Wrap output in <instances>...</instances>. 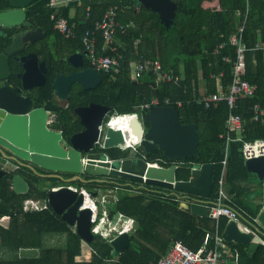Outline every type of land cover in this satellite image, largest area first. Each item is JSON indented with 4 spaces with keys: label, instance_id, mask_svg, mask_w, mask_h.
Listing matches in <instances>:
<instances>
[{
    "label": "trees",
    "instance_id": "1",
    "mask_svg": "<svg viewBox=\"0 0 264 264\" xmlns=\"http://www.w3.org/2000/svg\"><path fill=\"white\" fill-rule=\"evenodd\" d=\"M47 1L34 0L27 11L32 25L44 32L38 52L50 66L59 57L84 48L81 38L85 29L101 17L109 6L117 4L125 7L117 18L124 23L131 21L133 26L126 32L117 30L115 33L116 44L123 58L113 75L102 72L95 96L120 114L137 112L140 104L153 97L160 100V105H163L165 98H169L170 103L178 109L180 122L196 123L199 135V155L175 159L181 162L176 169V179H188L191 166L212 163V190L208 197L191 195L186 198L173 188L120 177H115L111 184L105 180H94L91 176H85L84 181L77 179L74 186L84 187L92 197L99 189L113 188L115 198H110L105 204L109 217L113 219L120 212L134 220L128 247L121 254L113 256L111 246L104 238L93 235L89 243L84 242L49 205L40 210H23L25 198L46 200V189L35 186L32 180L28 192L17 194L5 181L0 183V217L8 216L9 222L6 226L0 224V264H155L175 240H180L193 250L201 245L204 233L214 231L215 220L209 214L198 216L191 213L188 205L192 201L211 202L216 198L225 145V138L220 134L225 131L224 123L229 109L226 101L206 108L195 98L203 92L226 89L232 81L235 47L226 43L217 51L215 49L222 41L227 42L228 37L236 31L239 19L235 11L244 12L246 9L243 30V40L247 46L244 52V78L255 84L256 90L251 97L238 99L232 110L241 117L242 130L238 134H231L233 138L240 136V140H230L228 143L224 185L230 197L226 203L238 211L244 222H253L262 208V182L247 171L241 146L243 140L264 138L263 126L251 120L253 104L258 103L264 108V50L253 48L257 41H264V0H219V9L204 7L203 0H175V17L169 27L160 22L157 13L143 5L136 9V0H84L82 6L76 8L74 16L69 15V7L61 8L58 13L75 23L73 37H65L53 28L54 20L50 18L52 9ZM87 5L91 8L89 16L86 15ZM13 32L14 28H7L6 35L0 36V48L9 43ZM48 39L50 42H47ZM102 43L103 38L98 35L97 54L101 53ZM223 56L229 60H223ZM141 58H157L162 69L179 74L181 80L179 83L157 82L151 71L131 78L130 64ZM88 60L91 62L90 58ZM221 72L218 79L211 77V74ZM52 77L49 76L50 79ZM51 92L49 80L43 89L45 98H50ZM179 100L182 103L177 106L176 101ZM146 111L143 110V114ZM71 132L70 127L63 130L66 140ZM112 151L118 158L128 155L120 150ZM143 154L148 161H170L160 150ZM184 164H189V167ZM46 179L50 181L48 187L58 183L54 177ZM101 211L99 205L98 215H101ZM226 222V217L218 219L219 231ZM229 244L238 249L239 264H264V243ZM85 247L90 248L88 260L79 258ZM30 249L39 252L31 256L21 253Z\"/></svg>",
    "mask_w": 264,
    "mask_h": 264
},
{
    "label": "water",
    "instance_id": "2",
    "mask_svg": "<svg viewBox=\"0 0 264 264\" xmlns=\"http://www.w3.org/2000/svg\"><path fill=\"white\" fill-rule=\"evenodd\" d=\"M34 0H9L14 9L0 11V26L12 28L22 23L25 14L22 10ZM145 8L157 13L159 20L164 26L169 27L173 23L176 10L175 0H136ZM77 0L68 3V7H76ZM27 28L13 33L10 36L9 44L0 53V70L3 67V60L13 56L26 43H33L44 37L40 27H31L29 21L24 22ZM87 54V52H86ZM82 52L75 51L67 59L72 64L71 58L80 56ZM30 58V63L28 62ZM20 64L22 71L16 74L24 89L36 84L30 83L34 77L40 78L44 83V69L38 65L35 54H27L14 57ZM87 79L92 82L85 84L82 77H76L73 73L69 75L57 74L52 82L53 94L60 97L61 90H67L73 82L80 84L82 88L94 87L99 81L101 73L93 67L86 69ZM62 81V85L60 82ZM62 86V87H61ZM17 99H15V102ZM20 101V100H19ZM98 116H102L105 107L100 104H93ZM80 122L84 129L73 133L68 141V147L60 143L61 134L46 126V111L42 108L28 111L25 107H15L8 112L11 115L0 116V147L7 149L13 159L20 164H30L42 167L50 171L62 173H73L76 179L85 180V176H91L94 180H105L108 176L120 177L129 181L146 183L160 187L176 189L188 198L191 195L208 197L212 187L213 164L203 163L191 167L188 179H176V167L170 165L167 168L148 165L143 153L160 150L162 155L170 160L183 159L188 156H198L199 135L197 124L181 123L178 109L173 105H154L147 109L141 118L132 115L126 118L129 129H114L111 127L102 128L100 131L97 124L91 127L84 117V113L76 109ZM103 141L105 147H112L118 144L129 143L140 148L139 156L127 155L122 159L107 160L105 156L89 153L92 143L97 136ZM247 171L256 176L262 182V208L257 215L259 233L264 228V155L253 156L244 160ZM189 167V164H184ZM4 173V172H3ZM105 178V179H102ZM71 179H63L69 182ZM10 184L15 193H23L26 190V182L14 174ZM47 202L52 210L71 226L77 235L86 243L93 239L91 231L92 211L89 207H81L83 196L72 189L70 185L63 184L56 189H49ZM191 213L198 216L208 214V208L204 201H192L188 205ZM221 235L228 242L250 244L260 243L261 239L252 231H244L239 224L228 219ZM130 236L122 232L113 237L109 244L111 254H121L129 245Z\"/></svg>",
    "mask_w": 264,
    "mask_h": 264
},
{
    "label": "built area",
    "instance_id": "3",
    "mask_svg": "<svg viewBox=\"0 0 264 264\" xmlns=\"http://www.w3.org/2000/svg\"><path fill=\"white\" fill-rule=\"evenodd\" d=\"M72 0H48L47 5L52 9L50 18L54 20L53 28L63 34L65 37L74 36L75 23L69 22L64 16L58 15L59 11L63 7H68V3ZM84 0H77V6H81ZM76 6V7H77ZM72 8V7H69ZM91 11L90 6H86V15L89 16ZM125 11L124 6L117 4L109 6L101 15V17L95 19L92 25L85 29L81 41L84 49L88 52L90 59L93 61L95 68L105 73H111L118 71L120 61L123 58L122 53L118 50L116 44L115 33L117 30L126 32L129 27L133 26L130 21L124 23L117 18L118 13ZM73 13L70 15L72 16ZM235 16L238 17V23L236 31L231 34L227 42L222 41L215 51L222 48L226 43L235 47V59L232 62V81L226 87V89L219 88L214 92H203L199 94L195 101L204 107H210L217 105L220 101H226L228 105V115L226 117L224 127V133L220 136L225 138L224 156L222 159V171L218 178L217 195L215 200L211 202H204L208 208V214L215 220L214 231H206L203 236L201 245L196 249H190L183 244L180 240L173 241L166 253L161 256L155 264H239V251L237 248L232 247L221 235V231L218 229V219L220 217H226L228 219L235 220L244 231H252L255 235L259 236L256 231V227H259V221L257 216L253 218V222H244L235 209L229 206L226 202L229 201V195L226 192L224 185L225 165L227 159L228 143L230 140H240V136L232 137V133H240L242 130V119L234 113L232 110L235 103L240 98L251 97L255 90L256 85L250 83L244 78L245 74V59L244 52L247 46L243 40L244 24L247 16V9L242 12L240 10L235 11ZM98 35L103 38V43L100 48V54H97L96 45ZM254 49L264 50V41L260 40L254 44ZM223 60L228 61L227 56L222 57ZM151 71L155 74V80L157 82H172L179 83L181 76L173 73L169 70H164L161 67V63L157 58H141L130 64V76L131 78H138L144 72ZM222 72L218 75L211 74V77L219 78ZM160 100L157 97L151 98L149 101L140 104L137 112L119 114L113 112L110 114L104 123L100 126L102 128L111 127L114 129H129L127 126L126 118L132 115H136L138 118L143 116V110H147L151 106L160 105ZM181 101H176V105L180 106ZM163 105H173L170 103L169 98L163 100ZM174 106V105H173ZM123 118V127L119 128V121ZM251 120L259 122L264 129V108L258 103L252 106ZM255 143L264 144V138H258L253 140H243L241 151L244 160L253 157L264 155V147L257 152L252 149ZM125 147L135 148L136 146L124 143ZM107 160H110L106 157ZM146 160V159H145ZM170 160V159H169ZM111 161V160H110ZM148 165L167 168L170 165H175L176 169L180 166L181 162L164 159H156L153 161L146 160ZM195 167V166H191ZM70 187L83 196V204L81 207H89L92 211L91 215V231L93 235H100L108 243L116 235L127 232L130 234L134 230V220L131 217L125 216L118 212L114 215L113 219L109 217L108 210L104 206L105 199L101 200V215L99 213V205L90 193L84 187H76L70 185ZM48 206L47 200L39 201L33 198H27L23 201V210H40ZM7 216L0 217L3 220ZM260 237V236H259ZM261 239L260 243H264V239Z\"/></svg>",
    "mask_w": 264,
    "mask_h": 264
},
{
    "label": "flooded vegetation",
    "instance_id": "4",
    "mask_svg": "<svg viewBox=\"0 0 264 264\" xmlns=\"http://www.w3.org/2000/svg\"><path fill=\"white\" fill-rule=\"evenodd\" d=\"M28 5L22 8L25 14V18L21 24L12 27L14 28L13 33L27 28L26 26H23L24 22L29 21L31 23L27 11ZM140 5L142 4L136 3V9H138ZM9 9H14V7L10 4L9 0H0V11H5ZM74 14L75 12L72 14V16H74ZM31 27L35 26L32 25ZM6 33L7 28L0 26V36L6 35ZM41 39L33 43L28 42L24 44L17 53L3 60V67L0 70V116L5 117L6 115H11L8 112V109L11 110L15 107L26 106L28 108V111L42 108L46 111L47 128L59 132L61 134L60 143L63 146L68 147L69 144L64 137L63 130L70 127L72 131L70 134L71 136L73 133L80 132L84 129V126L80 122V117L76 109L84 113V117L87 119V122L90 124L91 127L96 126L97 121H99L100 123L97 124L99 131L100 126L114 111L109 104L103 102L101 98L95 96L98 86L102 80V71L100 70H98L101 73L100 81L94 87L82 88L79 83L73 82L69 85L66 91L64 89L60 91V97L55 96L53 94L52 82L57 74H62L65 76L69 75L70 73H73V75H75L76 77H82L85 81V84L90 85L92 82L87 79L88 72L86 71V69L88 67L95 68V65L92 60L91 62H89L88 59L90 57L88 55V52L83 48L80 50H76L82 52V55L80 56V58L78 56L72 57V64L69 63L67 59L75 51L68 53L65 57H59L57 59V62L50 66L49 63H47V61L42 58L41 54L38 52L41 49ZM7 45L0 48V53ZM27 54L36 55L38 65L40 66L41 64V68L44 69L45 80L44 83L40 84L42 80L38 77H34L29 82L34 83L36 85L24 89L21 86L20 79L16 77V74L22 71V69L20 67V64L14 60V57H20ZM29 61L30 58H28V62ZM49 76H53L52 79H50ZM49 80L52 92L51 97L47 99L43 94V89L48 85ZM60 84L62 85V81L60 82ZM15 99H17L16 101L18 102H15ZM93 104H100L108 108H105L102 116H98L96 113V109L93 107ZM112 150H120L124 153H128V155L134 154L136 156H139L140 154H142L138 146L133 149L131 147H125L124 143L112 147H105L103 141L100 140L99 134L96 140L92 143L89 153H95L101 156H105L111 161L115 159L124 158L116 157L114 151ZM110 152H112V154ZM14 174L20 175L26 182V190L23 193L29 191V189L31 188L30 183L32 180L34 181L35 186L41 189H46L47 192L49 189H56L63 184L74 186L75 181L77 180L73 173H71V175L69 176H66L65 174L68 173L50 171L42 167L30 164L29 162H24L23 164H20L18 161L13 159V155L7 149L0 147V183L2 184L5 181H8L10 183V179ZM49 177L56 178L58 182L57 185L48 187L47 184H49L50 181L46 178ZM69 178L71 179L69 182L63 181V179ZM114 180L115 177L111 176H108L107 180L105 179L108 184H111ZM9 187L13 191L11 184L9 185ZM33 199L42 201V199L40 198ZM7 219L9 222L8 216Z\"/></svg>",
    "mask_w": 264,
    "mask_h": 264
},
{
    "label": "rangeland",
    "instance_id": "5",
    "mask_svg": "<svg viewBox=\"0 0 264 264\" xmlns=\"http://www.w3.org/2000/svg\"><path fill=\"white\" fill-rule=\"evenodd\" d=\"M74 8L75 7L69 8V15L73 12V10H75ZM47 42H50V39H48ZM93 198L95 200H97V202L99 203L100 206H101L102 198L105 199V202L103 204H104V206H106L105 204L110 200V198H115L114 189L110 188V187H108L106 189H99L98 193ZM1 223H2V225L6 226L8 224L7 217H5L3 220H1ZM258 234L262 239H264V228L263 227H261L260 232ZM84 244H86V243H84ZM250 244L252 245L253 243H250ZM84 250H87V253L90 254V248H88V249L85 248ZM38 252H39V250H37V249H30V250L22 251L21 253L31 256V255H37Z\"/></svg>",
    "mask_w": 264,
    "mask_h": 264
},
{
    "label": "crops",
    "instance_id": "6",
    "mask_svg": "<svg viewBox=\"0 0 264 264\" xmlns=\"http://www.w3.org/2000/svg\"><path fill=\"white\" fill-rule=\"evenodd\" d=\"M202 5L204 7H211L213 9H219V7H220L219 6V0H203ZM77 7L74 8L75 10H73L72 13H74L76 11ZM183 205H185L184 202H183ZM85 248L88 249L89 247H85ZM79 258L84 259V260H88L90 258V254L87 253V250H85Z\"/></svg>",
    "mask_w": 264,
    "mask_h": 264
},
{
    "label": "bare ground",
    "instance_id": "7",
    "mask_svg": "<svg viewBox=\"0 0 264 264\" xmlns=\"http://www.w3.org/2000/svg\"><path fill=\"white\" fill-rule=\"evenodd\" d=\"M123 123H124V120L122 118L121 121H119V128L120 127H123ZM264 147V144H259V143H255L253 146H252V149L255 150L256 152L259 150V149H262Z\"/></svg>",
    "mask_w": 264,
    "mask_h": 264
}]
</instances>
